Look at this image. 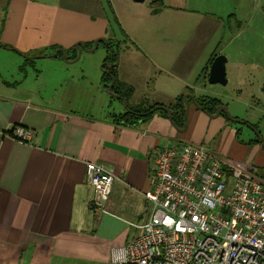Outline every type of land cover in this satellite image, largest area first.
<instances>
[{
  "label": "crops",
  "instance_id": "obj_1",
  "mask_svg": "<svg viewBox=\"0 0 264 264\" xmlns=\"http://www.w3.org/2000/svg\"><path fill=\"white\" fill-rule=\"evenodd\" d=\"M263 27L264 0H0V264H111L110 249L148 218L154 150L204 145L230 161L219 142L232 145L241 126L209 114L264 97L259 56L233 48L248 33L261 37L250 48H264ZM100 39L117 45L115 68L104 42L75 61L79 45L90 51ZM60 50L69 62L50 57ZM219 55L226 86L207 82ZM112 78L126 107L108 93ZM194 99L219 104L208 114ZM151 107L175 112L176 128L165 110L114 119ZM16 128L32 143L15 140ZM88 163L115 178L107 213L93 208Z\"/></svg>",
  "mask_w": 264,
  "mask_h": 264
},
{
  "label": "built area",
  "instance_id": "obj_2",
  "mask_svg": "<svg viewBox=\"0 0 264 264\" xmlns=\"http://www.w3.org/2000/svg\"><path fill=\"white\" fill-rule=\"evenodd\" d=\"M34 133L16 128L14 139ZM93 208L107 213L115 178L86 165ZM147 220L109 252L111 264H264V183L247 164L223 159L207 146L175 143L151 155Z\"/></svg>",
  "mask_w": 264,
  "mask_h": 264
},
{
  "label": "rangeland",
  "instance_id": "obj_3",
  "mask_svg": "<svg viewBox=\"0 0 264 264\" xmlns=\"http://www.w3.org/2000/svg\"><path fill=\"white\" fill-rule=\"evenodd\" d=\"M264 33V27L262 29ZM264 47V34L262 36ZM111 39V38H110ZM261 39L255 34L248 33L245 36L239 38L235 42L233 48H248V53L253 55L251 50L255 51V56H259L260 61L264 64V48H250V41L253 45H256V40ZM113 40V38L111 39ZM114 41V40H113ZM241 44L238 46V44ZM114 49H117V45L113 43ZM103 52L104 48L99 47ZM119 48L122 49L120 46ZM120 49V51H121ZM120 60V57L118 56ZM30 63V62H29ZM31 64V63H30ZM264 70V69H263ZM264 96V95H263ZM184 97V96H183ZM230 104L229 113L231 116L237 117L240 121H243L246 125L240 127V131L234 133L233 144H230V140L224 142L220 139L219 146L224 148L223 155H227L226 158L232 162L247 164L254 176H256L261 182L264 183V97L258 99H252L246 102L227 101ZM116 104V103H115ZM233 107V108H231ZM239 127V126H238ZM262 142H258V140ZM223 143V144H222ZM221 147V149H222ZM212 150V148H209ZM149 212L151 205L148 204ZM70 264H89V263H70Z\"/></svg>",
  "mask_w": 264,
  "mask_h": 264
},
{
  "label": "water",
  "instance_id": "obj_4",
  "mask_svg": "<svg viewBox=\"0 0 264 264\" xmlns=\"http://www.w3.org/2000/svg\"><path fill=\"white\" fill-rule=\"evenodd\" d=\"M135 3H138V4H142L145 2V0H134ZM100 42H104L107 46L109 45V42L106 40V39H100L98 41H96L94 43V47L92 50H86L85 47L81 44L79 45L77 48H78V57L75 61H78L79 58H80V55H81V52L84 51V52H93L97 49L98 45L100 44ZM59 54H62V57L63 59L66 61V62H69L67 60V54L64 50H60L58 52H56L55 54L51 55L50 57L51 58H54V57H57ZM114 56L116 57V62L115 64H111L108 68L109 69H113L115 68L117 65H118V54L114 52ZM30 59H39V57H34V58H30ZM226 62H227V59L226 57L222 56V55H219L217 56L213 62L211 63L210 67H209V73H208V77H207V82L208 84L210 85H220V86H226L227 85V79H226V69H225V66H226ZM106 74H109V72H105ZM113 87H114V79L112 78V81H111V84L109 86V94L111 96H113L114 98L116 99H119V100H122V102L124 103V106L126 107V102L121 99L120 97H118L117 95H115L112 90H113ZM261 91L264 93V84L262 86V89ZM188 97H190L189 95L186 96L184 98V103H185V117H187V113H188V108H189V102H188ZM194 104L202 111H204V108H201L197 105L195 99H194ZM157 110H165L168 114V119L172 122L171 120V115H170V111L169 110H166L164 108H156L155 111ZM206 112V111H205ZM207 113V112H206ZM222 113H224L229 122H232L234 124H237V125H243V122L242 121H239L237 119H234L230 113L228 112V110L225 108V107H218L215 111V114L214 115H211L209 114V116L211 118H217L219 115H221ZM173 124V123H172ZM173 126L175 127V125L173 124ZM245 126V125H244ZM176 128V127H175ZM258 142H262L260 139L258 140Z\"/></svg>",
  "mask_w": 264,
  "mask_h": 264
},
{
  "label": "trees",
  "instance_id": "obj_5",
  "mask_svg": "<svg viewBox=\"0 0 264 264\" xmlns=\"http://www.w3.org/2000/svg\"><path fill=\"white\" fill-rule=\"evenodd\" d=\"M107 48H109V51H110L112 57L115 58V56H114L115 51L113 50L112 45L110 43L107 46ZM115 53H117V52H115ZM108 81H109V79H108ZM113 93L115 95H117L118 97L123 98V99H125V97H127L124 93L121 92L120 87L119 88L116 87V90L114 88ZM218 104H219L218 101L213 100V99H204V100H200L198 102V106L201 108H204L206 111H208V113H212L214 111V109L218 106ZM155 108L156 107L148 108L147 111L142 110L141 108L135 109V110L134 109H132V110L128 109L123 116H120L118 118L115 116L114 119H116L119 122L122 121V125H130V124H133V123L139 122V121L145 122V121L149 120V118L151 117V112H155L154 111ZM179 114L182 117L184 116V113H182V112L181 113L179 112ZM175 116H176L175 112L171 111V120H172L173 124H175Z\"/></svg>",
  "mask_w": 264,
  "mask_h": 264
},
{
  "label": "flooded vegetation",
  "instance_id": "obj_6",
  "mask_svg": "<svg viewBox=\"0 0 264 264\" xmlns=\"http://www.w3.org/2000/svg\"><path fill=\"white\" fill-rule=\"evenodd\" d=\"M244 125H246V124L243 122V125H240V126L242 127V126H244Z\"/></svg>",
  "mask_w": 264,
  "mask_h": 264
}]
</instances>
